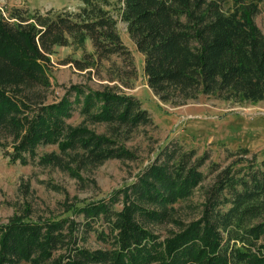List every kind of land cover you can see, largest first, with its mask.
I'll list each match as a JSON object with an SVG mask.
<instances>
[{
    "label": "trees",
    "instance_id": "16d2710c",
    "mask_svg": "<svg viewBox=\"0 0 264 264\" xmlns=\"http://www.w3.org/2000/svg\"><path fill=\"white\" fill-rule=\"evenodd\" d=\"M80 1L77 10L14 7L8 16L0 15V128L11 130L16 141L11 162L37 158L39 164L73 170L72 164L80 169L131 155L112 134L66 120L77 104L93 123H149L137 96L72 84L74 99L65 94L45 103L40 90L51 85L47 66L54 47L84 49L88 39L94 51L85 54H117L122 58L118 79L123 81L126 65L135 76L133 53L122 40L118 19L143 54L149 88L162 100L184 102L199 93L252 102L264 98V32L254 19L264 0H231L230 7H225L229 0H120L118 16L112 0ZM73 62L79 69L94 66L91 60ZM31 101L37 102L36 109L29 110ZM40 144L57 149L37 155ZM248 151L242 149V158L223 168L215 164L218 171L201 216L178 222L180 229L164 239L144 221L170 217L171 205L202 181L198 167L205 156L186 165L183 152L172 164H150L136 181L109 193L108 201L69 206L86 218L106 221L111 248L78 245L69 217L40 221L15 215L0 224V264H264V168L250 166L243 157ZM245 161L246 166L234 168ZM118 193L123 202L115 210L111 204Z\"/></svg>",
    "mask_w": 264,
    "mask_h": 264
},
{
    "label": "rangeland",
    "instance_id": "374dc122",
    "mask_svg": "<svg viewBox=\"0 0 264 264\" xmlns=\"http://www.w3.org/2000/svg\"><path fill=\"white\" fill-rule=\"evenodd\" d=\"M112 1L117 6L113 13L118 16L120 0ZM80 4V0H0V15L8 16L14 7L30 11L50 8L77 10ZM231 4V0L226 1L225 7ZM254 19L264 32V2L259 4ZM118 30L123 42L132 50L137 67L135 76L129 72L130 66L126 65L122 69L124 73H121L123 81L118 79L117 66L121 65L122 58L117 54L108 58L85 54L94 51L88 39L84 49H77L74 44L54 47L47 66L51 85L40 87V90L44 93L45 103L58 101L65 94L74 99L73 91L69 90L72 84H83L94 90L112 87L137 96L141 106L148 110L149 123L135 127L93 123L81 114L77 104H74L73 115L66 120L73 125L83 121L97 133L112 134L119 138V144L131 155L128 158L114 157L99 165H87L80 169L72 164L73 170L39 164L37 158H28L25 164L20 160L11 162L10 154L16 141L11 130L0 128V224L8 223L15 215L40 221L69 217L70 221H75L73 239L78 245L90 249L111 248L114 243L111 226L103 219L86 218L82 212L68 210L69 206L101 199L108 201L109 193L136 181L150 164L165 161L172 164L183 152L186 153V165L205 156L198 167L202 172V181L188 197L171 205L170 217L158 223L144 221L159 239H164L180 229L178 222L188 224L201 216L206 190L215 182L218 170L213 168L216 163L219 169L230 165L242 158L241 150L247 147L249 151L243 157L248 158L250 166L264 168V98L252 102L247 99H224L215 93H199L197 98L184 102H179L178 98L162 100L149 88L143 70V54L136 49L126 30V23L119 19ZM74 59L91 60L94 66L79 69ZM31 105L29 110L38 107L36 101H31ZM56 149V145L40 144L37 155ZM248 162H238L234 168L244 167ZM122 202V193H118L111 207L120 209ZM99 234L104 237H99ZM59 251L65 252L64 249Z\"/></svg>",
    "mask_w": 264,
    "mask_h": 264
}]
</instances>
